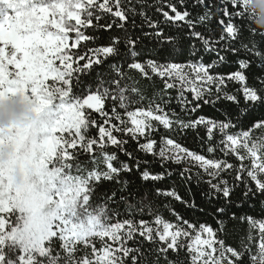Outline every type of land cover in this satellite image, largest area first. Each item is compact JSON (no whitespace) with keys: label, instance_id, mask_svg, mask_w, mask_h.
Returning a JSON list of instances; mask_svg holds the SVG:
<instances>
[{"label":"snow or ice","instance_id":"snow-or-ice-1","mask_svg":"<svg viewBox=\"0 0 264 264\" xmlns=\"http://www.w3.org/2000/svg\"><path fill=\"white\" fill-rule=\"evenodd\" d=\"M220 3L213 12V0H194L193 7H204L196 20L186 8L179 11L177 4L168 3L174 15L157 6L163 19L153 20L145 11L152 7L147 0H0V103L23 95L34 106L41 127L16 130L18 159L24 158L31 140L45 132L42 175L56 190L55 196L45 193L40 199L34 187L14 189L9 182L12 165L0 164V264H141L142 246H129L137 235L159 245L154 264L161 256L167 264H176L167 254L181 250L188 264H264V117L248 127L227 113L224 120L192 118L202 105L221 100L238 106L243 101L244 115L264 109V43L241 42L237 47L241 26L246 18L250 22L244 0ZM178 4L184 6L185 0ZM217 14L223 17L218 38L196 30L200 25L210 32L207 25ZM137 15L144 22L141 28L146 24L153 30L144 36L153 35L176 54L183 51L181 38L165 35L164 26L183 22L189 38L198 39L202 51L215 58L205 64L201 49L191 44L189 53L196 61L141 60V37L134 32ZM101 30L119 34L100 44ZM259 35L264 40V32ZM230 56L236 57V70L215 71L233 63ZM253 67L257 73L250 83ZM135 72L149 81L159 78L163 88L147 96L129 86ZM230 83L237 86L234 92L228 90ZM174 99L180 112L171 107ZM188 132L202 147L207 145L208 155L180 142ZM4 140L0 134V144ZM131 143L135 148L128 147ZM154 164L163 171H152ZM174 174L188 184L195 180L197 187L208 185L201 195L209 204L221 202L211 212L218 225L225 217L247 223L239 248L221 238L222 229L192 223L177 211L176 203L207 214L190 188L189 199L176 187H155L156 199L151 193L135 200L132 193L125 195L130 176L155 185ZM103 182L117 188L95 198ZM238 189L242 198L235 201ZM257 202L259 217L243 211L255 210ZM161 209L174 220L166 219ZM121 212L126 218H119ZM137 214L153 219L137 221ZM96 240L103 246L97 248Z\"/></svg>","mask_w":264,"mask_h":264},{"label":"trees","instance_id":"trees-1","mask_svg":"<svg viewBox=\"0 0 264 264\" xmlns=\"http://www.w3.org/2000/svg\"><path fill=\"white\" fill-rule=\"evenodd\" d=\"M251 1L253 2V0H244L245 10L248 13V19L250 20V22L246 18L244 24L241 26V34L236 43L237 47L240 45L241 42L251 43L255 41L258 44L264 43V40H262V37L259 35L260 32L257 31L256 24L254 23V21L259 19V16L257 12L251 10V7L248 5L249 2ZM168 3L177 4V10L179 11H183L186 8L191 13L190 18L193 20H196L197 17L199 15H202L204 12L203 6L197 5L193 7L194 0H185L184 6H180L178 4V0H161L160 3H157V0H147V4L152 5V7L145 8V11L153 20H162L163 19L162 13L157 12L155 8L157 6L162 7L165 11H168L170 15H174V13L171 12V9L167 7ZM133 4H136V0H133ZM129 6H132V5H129ZM136 6L139 9L140 6L139 5H136ZM221 6L222 5L220 3V0H213L212 11L215 12L216 7H221ZM221 18L223 17L217 14L213 18L212 22L207 25V27L211 29L210 32L207 31L205 27L200 26V25H197L196 30L203 33L206 37L210 36L213 38H218L222 30V26L219 25L218 23L219 19ZM135 20H136L137 28L134 29V32L137 36L141 37L139 47L144 53V55L141 56V60H146V59L151 58V59L159 61L160 63L176 62V63H182V64H186L189 61H196L197 57H193L189 53V48L191 44H195L196 48L201 49L200 54L203 56V62L205 64L211 62L215 58L214 55H211V54H208L202 51V45L198 39L189 38L188 33L190 30L183 24V22H177L174 25L164 26L165 35L178 36L181 38L180 42L183 45V51L180 52L179 54H176L175 52H173L172 47L170 45L164 44L161 41L156 40L153 35L144 36L145 32L152 33L153 30L150 29L146 24H144L143 28L140 27V25L143 24L144 22L142 21L139 15L135 17ZM249 29L255 30L257 34L253 35ZM116 34H119V33L101 30L99 35L102 37V39H100L98 43L106 44L108 42V37L110 35H116ZM121 49L123 50L122 46H121ZM230 60L233 61V63H231L228 66L220 67L216 69L215 71L220 72V73H228V72L236 70V65L234 63V61L236 60V57L230 56ZM256 73H257V69L255 67H253L251 71L248 73L250 77V80H249L250 83H254L251 80V77ZM132 75L134 76L135 81H138V83H136L135 81H129V86H136V87L143 89L144 93L147 96H152L156 91L163 88V83L161 82L159 78H154V81H149L147 79H142L138 72L132 73ZM236 87H237L236 85H233L230 83L228 90L230 92H234ZM170 94L172 97L176 96V92L174 90H170ZM146 105H147V101L144 102V106ZM171 107L174 108L177 112H180V108L175 99L172 101ZM226 113L233 119L242 118L243 124L245 127H248L255 120H258L264 117V109H261L260 111H257V112H251L248 115H244L243 101H241V105L238 106L235 103L228 102L226 100H221V101L216 102L214 105L213 104L202 105V107L195 114H193L192 118L202 115V116L214 118L216 120H224ZM181 115L183 116V114ZM92 134L96 135L97 132L94 130ZM161 134H165V133L162 132ZM203 135H204V130L203 128H201L200 136H203ZM158 138L159 137H157V139ZM180 142L184 144L186 147H188L190 150L199 152L201 154L208 155V153L205 150L207 145L205 144L202 147L199 138L192 132H188L186 134V137L182 139ZM128 147L130 149L135 148V144L131 143ZM216 156L218 158L220 156V153H217ZM80 159L84 160L87 158L84 156H81ZM121 159H124V157H121ZM173 168L178 173L179 169L176 168V166H173ZM152 171L159 172V171H163V169H161L158 164H154L152 166ZM195 171L196 169L194 168L193 172ZM228 178L229 180H231V177H228ZM128 179L130 180L131 183H130V187L128 188V192L125 193V195H127L128 193H132L134 200L139 199V197L145 193H151L152 196L150 198L156 199L154 196L155 187H163V188L176 187V189L180 192L182 196L185 197V199H189L190 194H189L188 189L190 188L191 196H194L196 203L198 205L206 209L207 214L201 213L193 209H186L184 206L176 203L175 207L177 211H179L180 214L183 215L185 219L189 220L192 223H207L213 226L214 228L222 229V231H220L219 233L221 238L225 239L226 243L233 247L239 248L242 238L247 235L248 225L246 222H241L239 220H232V219H228L225 217L224 218L225 223L223 225L217 224L216 219L213 217L211 212H212V209L221 202L213 201L211 204H209L207 200L202 197L201 193L203 191H206L208 188V185L206 183H201L200 186L197 187L195 180H193L191 184H188L186 181L181 180L178 174H174L171 178L166 179L165 181L160 182L155 185H153L150 182L145 183L141 181L137 175L130 176L128 177ZM203 179L207 180L208 177L204 176ZM115 188H117V185L115 183L103 182L102 184L96 187L95 198H99L103 194L107 192H111ZM241 198H242L241 193H240V190L238 189L236 193L234 194L233 199L235 201H239L241 200ZM109 205L114 208L116 207V205H113L111 201H109ZM260 207H261L260 204L257 202L255 206V210L245 207L243 211L251 215L259 217ZM161 211H162L163 216L166 219L174 220V217H172L167 211H163L162 209ZM232 211H237V214L238 215L240 214L237 209H232ZM119 218L124 219L126 218V216L123 212H121V215ZM134 218L137 221L140 219L151 221L153 219L147 214H143V215L137 214ZM137 242L139 243L140 246H142V249L145 253V256L141 257V264H154V262L157 261V257L159 255L155 251V249L159 245H150L148 242L143 241V239L138 237L137 235V237L135 238V241L129 242V246L136 247ZM96 246L100 248L101 244L100 243L96 244ZM167 255H168V258L175 261L176 264H188V257L186 256V253L184 250H181L178 253H173L169 251ZM158 264H167V261L161 256L158 259Z\"/></svg>","mask_w":264,"mask_h":264},{"label":"rangeland","instance_id":"rangeland-1","mask_svg":"<svg viewBox=\"0 0 264 264\" xmlns=\"http://www.w3.org/2000/svg\"><path fill=\"white\" fill-rule=\"evenodd\" d=\"M248 5L251 7L252 1L249 2ZM17 96H21L25 101H27L23 95H15L11 96L10 98L14 99ZM33 107L31 111L35 116L34 119L24 124H12L9 125L7 128H0V134H2L5 138L4 143L0 144V164H3L6 167L12 165L11 170L9 172V182L14 189H19L23 191L31 186L34 187V190L36 192H42L43 194L46 193L47 195L55 196L56 190L52 189V186L47 182L48 177L46 175H42V173L44 172V168L40 164L39 159L42 154L45 141L47 139L46 133L43 131L39 132L36 138L34 140H31L28 146L24 148V158L18 159V152L20 151V146L17 145L14 140L16 130L19 129L29 132L32 129L33 125H35L37 129L41 127L40 123L37 120L38 114L33 111ZM46 119L47 117H41V120ZM6 148L9 150V152L8 157L5 160L3 157L4 150ZM33 153H35V155H33ZM17 175L19 176V182H17ZM56 186L57 188L62 187L59 181H56ZM153 227H155L154 224ZM95 243L101 244L99 240H96ZM113 246L115 247V245Z\"/></svg>","mask_w":264,"mask_h":264},{"label":"clouds","instance_id":"clouds-1","mask_svg":"<svg viewBox=\"0 0 264 264\" xmlns=\"http://www.w3.org/2000/svg\"><path fill=\"white\" fill-rule=\"evenodd\" d=\"M251 10L256 11L259 19L254 21L256 29L259 32H264V0H253ZM33 105L25 101L21 96L14 99L10 98L3 104H0V128H7L12 124H24L35 118L32 113ZM9 150H4V159L8 157ZM17 182L19 176L17 175ZM37 197L43 199V193L37 192Z\"/></svg>","mask_w":264,"mask_h":264}]
</instances>
